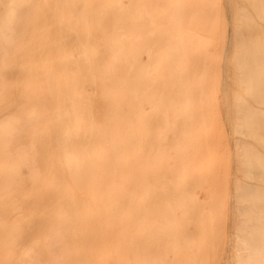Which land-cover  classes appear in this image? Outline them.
<instances>
[{"label": "rangeland", "instance_id": "1", "mask_svg": "<svg viewBox=\"0 0 264 264\" xmlns=\"http://www.w3.org/2000/svg\"><path fill=\"white\" fill-rule=\"evenodd\" d=\"M250 1L251 0H231L226 2L228 6H224L221 0H216L215 5H210L209 8L203 11V13L200 15L198 22L199 24L195 22L197 24H195L194 29H198H195L194 36L200 41V51L194 58V64L197 63L198 66L196 64L195 66H193V75L195 74V77H192V88L190 87L188 89L189 91L191 90V100L188 104L184 103L185 107L183 106L184 104L182 102L177 101L178 103L175 102L176 104L170 102L172 106L171 104L167 105L169 106L167 108V106L164 104V99L163 102H157L156 97L154 99L152 98L155 95L153 94L152 96V93H155V88H153V86H150L146 91V95L148 96L147 103L136 102L137 104L135 103V108H133L135 112L126 114L125 118L122 120L123 123H116L111 119H105V121H107L105 122L107 126L105 125L100 130L98 129L100 122L101 124H103V122L101 121V117L107 115L106 111L108 110V108H105L106 106L103 107L104 105H102L101 103H97V105L95 103V111L97 110L95 114H99V116L101 117L94 118L95 122L98 121L99 123H95L93 119L92 123L96 124L95 128L93 129L94 134L93 131H89V134L83 135L82 138L75 139V141H84L86 143L85 150L87 151L96 152L97 148L95 147L98 146L101 147V149L98 148V151L100 153L104 152L106 157L108 156L113 158L115 156L113 159L111 158V161L107 157V164H114V162L116 163L117 158H121L122 160L119 161V163L131 167H139L147 164L148 166H150V164L151 166H156L158 164V172L164 170V173L160 172L158 173V175L155 174L147 183L144 182L142 178L133 179L134 181L130 179L129 181H124V183L111 182L103 186V188L105 189L104 191H106L107 195L105 194L104 196H99L96 198H94L90 192L82 193V190L73 193V190H71V187L69 185H65V192L61 190L59 185H55L52 192L49 191L48 193H46L43 199V206H45L46 210L49 209V212L42 211L41 213H34L29 219L30 229H23L22 231H18L17 245L15 247L18 264H101L102 262V264H118V262L119 264H142L143 260L145 262L143 264H237L241 260L245 259L246 251H244L243 245L242 243L240 244L241 241H239L241 233L237 232L239 226L245 225L247 231H254L257 234H261L264 232V219L258 212V208H260L261 206L251 201L250 199L245 200L242 197L241 192L240 195L238 194L239 191L243 190L244 188H254L260 194H264V161L262 160L264 159V77H258L260 73L262 76V73L264 72V50H262L264 49V3H262L264 1ZM260 4L262 5L260 6ZM42 6L38 8V5H0V165L5 164L13 166L14 164V166H22L21 164H23L24 167L36 166L44 170L47 168V166H49V164L55 166L64 164V162L60 160L62 156L58 158L57 152L54 149H51L52 146L49 145V143L51 144L50 140L52 139L48 130L49 128L46 127V111L50 104L47 103V101L50 98L48 89L49 70H46V68L48 67H46L47 42L45 40L47 39V21L45 22L44 19L47 20L48 13L46 5ZM103 8L100 11H104ZM150 8L152 7L144 8V17L141 16L140 18V20L144 24V28H147L148 23L149 25H151L152 21L154 23H157L158 21L156 18L157 14H155L157 13V8ZM243 8L247 9L244 10ZM81 9L82 8L80 7L75 8V13L78 12L76 14H79V17H83V14L84 17L86 16L87 18H89L86 15L89 12V8L87 7L88 10ZM96 9L97 8H95L94 10ZM104 9V13H107L109 11L106 8ZM115 9L118 12H122L119 11L120 9ZM115 9L113 8V11ZM68 10L72 9H59V11ZM128 10L129 9H125V11ZM80 11L82 13H80ZM84 11H86V14H84ZM100 11L98 12L101 13ZM95 12L97 13V16H100L97 10ZM128 12H131V10ZM153 12L154 15H151L153 14ZM221 12H223L224 15H222L223 13L221 14ZM240 12L242 13L240 14ZM113 13L114 12L110 14L113 15ZM107 14L105 18L108 20L110 14L108 17ZM116 14H114L115 17H117L120 13L117 16ZM90 15L92 14H89V16ZM120 15H122V13ZM237 15L240 16L238 17ZM260 15L262 16V18ZM115 17L111 21H114ZM145 17L148 19H146ZM241 17L243 20L241 19ZM92 18L95 19L94 16H92ZM92 18L90 17L86 20L92 21ZM120 18L117 20L127 23V25L125 23V25L123 24L124 26L121 25L122 30L123 27H125V29L127 28L128 30V22H131V18L128 20H126L124 17V20H121L122 18ZM95 21L96 20H94V22ZM109 21H106L105 23H109ZM101 22L104 21L102 20ZM121 22H116L114 23V25L117 26V24H120ZM112 23L109 24L111 26V31L109 30V32L113 33L112 28L115 29L117 27L111 25ZM250 23H255V26L257 28H255V26L253 24L251 25ZM102 24L103 23H101L100 26H98L97 24L95 27L100 28ZM152 26L156 27V25ZM238 26H240L243 31H240L241 29H239ZM250 26L252 28L251 33H253V31L258 32L257 29L260 28V34L256 32V34H258V38L257 35L255 36L256 38L252 37L253 34L252 36H248V34L250 33V30L248 31ZM200 27L204 28L205 30L201 29ZM246 27L248 28L247 31ZM261 27L263 28V30ZM148 28L150 27L148 26ZM143 29L138 28V32L143 31ZM117 30L118 29H116L115 31ZM157 30L155 28L152 29V32L143 31L145 32V34L142 32L141 33L146 37L147 35L148 37H153V34L155 33V37L158 35L156 34L158 33ZM237 30L242 33L240 34ZM246 33H248L247 36L252 40L250 38L245 39L243 37V35L245 36ZM95 34L101 35L98 32L94 33L93 35L95 36ZM235 34L238 35V37L240 36V38L243 37L244 39H240L239 41ZM260 35H262L263 37ZM226 36L228 40L226 39ZM201 37L202 39L204 37L206 38L203 39V43L201 42ZM222 37H224L223 40ZM233 38L234 40L238 39V43H236ZM255 39L256 41H254ZM206 40L207 42H205ZM241 40H247V42H244L246 45L248 42L250 43L253 41L251 43L252 47L249 44L247 46L242 45L244 43ZM221 42L223 45L221 44ZM201 43H205V45L202 46ZM253 43L255 44V46H257V49H253L255 47ZM204 46L205 49H203ZM226 46L228 49L226 48ZM238 46L240 48L243 47L244 50H246L243 51L240 48L238 49ZM222 49L225 52L226 49L229 51H227V53L225 54ZM258 49L260 52L257 51ZM250 50L251 53L249 52ZM236 52L239 53V55L242 57L246 56L243 59L244 63H246L245 66L243 64L238 66V64H241L239 62H241L242 60H238L240 59V57ZM221 54H224V56ZM246 54L248 55V58ZM250 54H252L253 57H251ZM250 57L254 60H251ZM255 63H258L257 66H260V68H257ZM199 65L201 67H199ZM251 65L253 67H251ZM225 66L227 67V69L225 68ZM242 66L243 69H248L249 67V70H245L246 73L249 74V81L247 80L248 82L245 80L242 81L243 79H245V77H248L245 73V76H243V72H241L240 69V67ZM197 67L199 68V70H195V68L197 69ZM253 68H256L258 72L255 73V69ZM237 69L240 72H238ZM222 70L224 71V73H226L224 74ZM259 70H261L260 73ZM248 71L250 72L248 73ZM195 72L198 74H196ZM239 73L241 74L240 77ZM234 76L237 77V80H235ZM252 76H254V78L256 79H254L255 81H252L253 78L252 80H250ZM239 78H241L240 81ZM257 78H262L261 82L260 80H257ZM250 81H252L251 83L253 85L249 83ZM221 82H223L224 85H222L223 83ZM244 82H247L254 87L249 89L250 87H248L247 84L245 86L244 84H241ZM258 83H261L259 84L261 86H259ZM238 85H240L241 88L244 87V89L240 88V90ZM221 86L223 87V89H221ZM224 86H227V88L229 89L227 90ZM230 87H232V90H230ZM89 88L92 93L95 92L94 86H90ZM151 89L153 90V92ZM214 89H216L215 93L217 92L215 95ZM218 90H220V92H218ZM221 92L222 94H220ZM226 92H228L229 95ZM255 93L258 94V97L255 96ZM223 94L225 96H223ZM226 94L229 97L226 96ZM246 94H250L253 99L250 97V95L247 97ZM243 95L246 97L244 100ZM209 96H211V100ZM214 97L216 98V100L214 99ZM226 97L229 98V100ZM238 97L243 100L241 101V103H239V100L237 99ZM247 101H249L250 103H247ZM167 102L166 104H169V102ZM99 104L100 107L105 110V112L104 110H101V113L98 111L100 108L98 106ZM177 104H180L182 106L181 110L178 109L180 112L177 110V108H173L178 106ZM243 104H245L246 106H244ZM180 105L178 106L179 108ZM170 106L172 107L175 114H173L172 111L170 112ZM120 109L123 110L124 106L122 105ZM237 109L239 110L238 113ZM248 110L250 112H248ZM253 110H255V115L253 114ZM176 111L178 112L176 113ZM181 111L182 113H185L178 115L179 113H181ZM239 112L240 116L238 115ZM247 112L249 115L247 114ZM244 114L245 116L248 115V119L251 116V122L246 121L247 118L243 116ZM256 116L260 117L258 118V120H260L259 123L257 119H254L256 118ZM183 117H186V120H183ZM170 118H176L177 120H179L178 125H180L181 127L177 128L180 132L177 131L178 133L176 135H181L183 132L195 134L193 137H190L191 135L188 138L185 137L187 141L183 140V142L187 143L182 145L183 150L181 146V149H179L177 143L180 141L182 142L181 139L184 138L175 137V133L177 130L176 127L178 125L176 126V123L173 124V120H171ZM241 119H243V121ZM102 120H104L103 117ZM254 120L257 122V124ZM180 121L183 122L185 126H183ZM174 122L177 121L175 120ZM240 122L243 127L239 125ZM248 122H250L249 124L253 123V125H248L249 127H246L250 130L244 128V124H248ZM62 123L72 125V123L69 121H62ZM160 124V130H162L160 132L164 133H162V138H159L158 135ZM236 124L239 126L237 127ZM261 130L263 133L261 132ZM242 131L243 133H241ZM99 133L103 134L102 138H100ZM245 133L247 136L244 135ZM258 133L262 134L259 135ZM93 135L95 139H93ZM260 136H262V138ZM141 137H143V139ZM118 140L122 142H119ZM257 141L259 143H257ZM123 142L125 145L127 143L128 144L125 146L123 145ZM90 143L91 146H89ZM244 144L247 147L244 146ZM113 145L116 147H113ZM108 147L111 148L107 149ZM151 148H153L154 150ZM160 148H162V150ZM67 149H72V147L69 146V148ZM52 150H54L56 153H54ZM132 150L134 151L132 152ZM159 150H161L162 152L161 156ZM179 150L181 151L179 152ZM110 151L115 155L111 154ZM246 151H248V154L246 153ZM142 152H144V154ZM243 152H245L246 154ZM60 154L66 155V153L62 152ZM131 154H133V156ZM46 155H48V157ZM54 155H56V157ZM252 155L254 156V159ZM45 156L47 157V160ZM87 156L88 155L85 153V157ZM246 156H248V158L250 157V160ZM98 157L99 154H95V158H88L87 163L99 164ZM157 157L158 160H156ZM244 157L246 158L244 159ZM256 158L258 159V161ZM43 159L45 160V164ZM58 160H60V162ZM252 160L254 161L252 162ZM146 161H149L151 163L149 164ZM184 161L186 162V164L183 163ZM248 161H251L252 163ZM130 163L132 165H129ZM250 164L253 165L250 166ZM176 167L178 171L175 170ZM186 170H188L189 172L187 173ZM180 174H182L183 176L181 175L180 177ZM252 176L254 178H251ZM255 178L257 180H255ZM152 179L154 180L153 183H155V186L152 185ZM165 180L167 181V184ZM158 182H160V185H158ZM150 183L152 184L150 185ZM165 186L168 187L165 188ZM82 187L86 188L87 186L83 185ZM114 187L116 188V190L113 189ZM110 190H112V192H110ZM82 194L84 195V197ZM112 197L115 199H113ZM175 197V200L178 202L173 200ZM103 198H105L106 201ZM121 199H123L122 202H120ZM77 201L79 202V204ZM171 201L173 203H171ZM83 203L85 204V206H83ZM174 204H176L175 207ZM103 208L106 210H104ZM241 209L244 213L246 212L245 210L251 213H249L250 220L248 222H245L246 217ZM116 210L118 212H116ZM79 211L81 213H79ZM153 213L156 215H154ZM254 213H256L258 216ZM252 218H254L255 220ZM60 220H62L63 222ZM176 221L178 223H176ZM147 223H149L150 226ZM161 223L163 225H161ZM119 224L121 228H118ZM152 224H154L153 227ZM157 224L160 226H158ZM143 225L144 227L146 226V230L143 229ZM120 233L121 235H119ZM102 236H104L103 239ZM142 236L144 239L142 238ZM99 237L100 240L102 239L101 241L97 239ZM135 238L137 239V241L135 240ZM139 238H141V240H139ZM49 239L51 242L49 241ZM53 239L56 242H54ZM135 241L138 243L136 244ZM103 242L104 244H102ZM125 243L127 244L125 246H122ZM139 244H141V248H139ZM143 246L145 247V251L143 250ZM117 247L120 248V250H122L123 252L120 250L118 251ZM19 251L22 252L19 253ZM146 252L148 254H153L148 255ZM26 254H28L29 256ZM118 255L119 257H117ZM129 257L130 261L133 260L132 262L129 261ZM122 259L124 260V263L122 262ZM3 264L12 263L5 262Z\"/></svg>", "mask_w": 264, "mask_h": 264}, {"label": "bare ground", "instance_id": "2", "mask_svg": "<svg viewBox=\"0 0 264 264\" xmlns=\"http://www.w3.org/2000/svg\"><path fill=\"white\" fill-rule=\"evenodd\" d=\"M221 1H222V4H224V6L225 5L228 6V4H226V2L227 1H231V0H221ZM260 1H262V0H260ZM215 2H216V0H0V5H36V6L38 5V8H40V6H42V5H46V7H47L48 17H47V20L46 19H44V20H45V22L47 21V23H46L47 24V26H46L47 27V39H45V40L47 42V46H46V55H47L46 56V59H47L46 60V62H47L46 63V67L47 66L48 67L46 68V70L47 69L49 70L48 89H49V98H50L48 100L50 102L47 101V103H50V104H49V107L47 108V111L45 109V111L47 112V114H46L47 126L46 127L49 128L48 130L50 132L51 139H52V140L49 139L51 141V144L49 143V145L52 146V147L50 146L51 149H54L57 152L58 158H60V156H62L60 158V160L62 162H64L63 165H59V166H55V165H50L49 164V166H47V168L44 169V170H42L41 168L36 167V166L24 167L23 164H21L22 166H17V165L14 166V164H13V166L5 165V164H1L0 165V264H3L5 262H8V263L10 262L12 264H18L16 253H15V247L17 245L18 231H22L23 229L24 230H29L30 229L29 219L34 213H37V212L41 213L42 211L47 212L49 210V209L46 210L45 206H43V199H44V197H45L44 195L46 193H48L49 191L52 192L53 187L55 185H59L61 190L64 191V192L66 191L65 190V185H69L71 187V190H73V193H75V192H77L79 190H82V193H89L90 192L92 194V196L94 198H96V197H99V196H104L106 194V191H104L105 189L103 188V186L107 185V184H109L111 182L124 183V181H129L130 179L133 180V179H137V178L138 179L142 178V180L147 183V182L150 181V178L153 177L155 174L158 175V173H160V172L164 173V170L158 172V169H159L157 167L158 164L156 166H151V164H150L151 162H149V161L148 162L146 161V162L149 163L150 166H148V164H147V165L139 166V167L138 166H132L131 167V166L119 163V161H121L122 159L121 158H117L116 159V163L114 162V164H107V161H108L107 159L109 158L110 161H111L112 157H108L107 156L108 157L107 158L105 156L104 152H103L104 154L102 152L100 153L98 151V148L101 149V147H98V146L95 147V148H97V150H96V152L92 151L93 152L92 153L91 151L85 150L86 149L85 148L86 143L84 141H82V140L75 141V139L82 138L83 135L89 134V131H93V134H94V130L93 129L95 128L96 124L92 123L93 119L97 118V117L98 118L101 117V116H99V114H95V112H97V110L95 111L96 108L94 107L95 103H96V105H97V103H101L102 105H104L103 107L106 106L105 108H108V110L106 111L107 115L106 116H102L104 120H102V117H101V121L103 122V124H101V122H100V124L98 126L99 128L97 127L99 130L106 125L105 122H107V121H105V119H111V120H113L116 123L117 122L123 123L122 120L125 118L126 114H128L130 112H133V113L135 112L133 110V108H135L134 106H135L136 102L147 103L148 96L146 95V91H147V88H149L150 86H153V88H155V93H152V96H153V94H155V95L152 98L154 99L156 97L157 102H161V101L163 102V99H164V102H165L164 104L166 106L170 105L171 104L170 102L175 103L177 101L182 102L183 104L184 103L188 104L190 102V100H191V97H190V94H191L190 91L191 90L189 91L188 89L192 85V77L193 76L195 77V74L193 75V66H195V64L198 66L197 63L194 64V58L200 51V41L197 38H195V36H194L195 29H198V28L194 29V26H195V24H197L199 22V17L203 13V11L207 10L210 5H215ZM262 3H264V2H262ZM261 5L262 4H260V6ZM79 7L82 8L81 10H86L87 7L89 8V10L87 9L89 11L88 14L85 13L86 11H84V14H86L89 18L90 17L92 18V16H94L95 19L92 18V21L94 22V20H96L95 21L96 23L94 22L95 25H94V23L92 21L86 20V19H89V18H87L86 16L84 17L83 14H82L83 17H79L78 16L79 14L78 15L76 14L78 12L75 13V8H79ZM94 7L97 8L96 9L97 12L100 11L104 7L107 10H109L107 12L108 14L104 13L105 9L103 8L104 11H100L101 13L98 12V14L100 16H97V13L95 12L96 10H94L95 9ZM149 7H152V8L156 7L157 8V13H155V14H157L156 18H157L158 21H157V23H154L152 21L151 25H149V23H148V26L150 28H148V26H147L148 29L145 27L147 29L146 30L143 27L144 24L142 23L140 18L144 14L143 9L144 8H149ZM62 8H67V9H72V10L59 11V9H62ZM113 8L114 9L117 8V10L120 9L119 11H122V12H118V11H116V9L113 11ZM121 8H122V10H121ZM152 8H150V9H152ZM125 9H129L128 11L131 10V12L125 11ZM231 9H233V8H231ZM243 9L245 10L247 8H243ZM91 10L96 15L94 13H92ZM111 10H112V12H114L113 15L110 14V13H112ZM229 10H230V8H229ZM229 10H227V11H229ZM123 12H124V15H127V16H124ZM127 12H128V14H127ZM80 13H82V12L80 11ZM116 13H118V14L122 13V15H120V14L118 15ZM222 13L223 12H221V14ZM241 13L242 12H240V14ZM89 14H92V15L89 16ZM106 14H107V17L109 16V14L111 16V17L110 16L108 17L109 18L108 20L105 18ZM114 14H116V16L117 15L118 16L115 17ZM151 15H154V12ZM222 15H224V13ZM244 15H246V14H244ZM112 16L115 17L114 21H111L114 18ZM123 17L126 20L131 18L130 19L131 22H128V25H129V29L128 30H127V28L125 29V27H123V30H122V27H121V25L124 26L125 24L127 25V23L121 22L120 20H117L119 18L121 20H124ZM242 17H243V15H242ZM242 17H241V19H242ZM261 18H262V16H261ZM97 19H99L100 21L97 20ZM146 19H148V18H146ZM102 20L104 22H101ZM115 20H116V22H121L122 24L118 23L117 26L114 25V23H116ZM238 20H239V18H238ZM106 21L107 22L109 21V23H105ZM244 21H246V20H244ZM263 21H264V18H263ZM195 22H197V23H195ZM101 23L105 24V25L102 24V26H104V27H102V26L100 28L95 27L97 24H98V26H100ZM110 23H112L111 25H114L115 27H117L115 29L112 28L113 33L109 32L110 27H111L109 25ZM261 23H263V22H261ZM152 25H156V27L152 26ZM253 25L255 26V23ZM230 26H228V27H230ZM236 26H234V27H236ZM198 27H199V25H198ZM247 27H248V24H247ZM247 27H246V31L248 29ZM138 28L143 29V31H145V32H147V31L148 32H150V31L152 32V29L156 28V30L158 29L157 30L158 33H156L158 35L154 37V35H155V33H154L153 37H151V36L148 37V35L146 37V36L142 35V33L145 34V32H143V31H141L142 33L138 32ZM238 28L241 29L240 31H243L240 26H238ZM255 28H257V27L255 26ZM263 28H262V30H263ZM116 29H118V30L115 31ZM124 29H125V31H124ZM201 29L205 30L204 28H201ZM259 29L260 28L257 29L258 30V32L256 31L257 33H259L261 31V30L259 31ZM230 30H231V28H230ZM251 30H252V28L250 26V28L248 29V31L250 33L248 32L249 34L246 33L245 36L243 35V37L245 39L250 38L248 36H252V34H253L252 37H255L257 35V38H258V34H256L255 31H253V33H251ZM254 30H256V29H254ZM96 31L98 33H100L101 35L95 34V36H94L93 34L97 33ZM123 31H124V33H123ZM153 32H154V30H153ZM247 34H248V36H247ZM260 36H262V35H260ZM263 36H264V34H263ZM198 37H200V36H198ZM236 37L239 39V41H240V39H244L243 37L242 38H240V36L238 37V35H236ZM223 38L224 37H222V40H223ZM201 39H202V37H201ZM203 39L201 40L202 43L204 42ZM226 39H227V36H226ZM233 40H234V38H233ZM237 40H234V41L236 43H238ZM254 41H256V39ZM205 42H207V40ZM242 42L243 43L247 42V40L246 41L243 40ZM252 42H250V43L248 42L247 45L248 44L251 45ZM223 43H224V41H223ZM221 44H222V42H221ZM203 45H205V43L202 44V46ZM226 45H228V44H226ZM242 45L247 46L245 43L242 44ZM263 45H264V43H263ZM239 46H238V49L240 48ZM254 46H255V44H254ZM251 47H252V45H251ZM226 48H227V46H226ZM248 48H249V46H248ZM255 48L257 49V46H255L253 49H255ZM203 49H205V46L203 47ZM227 49H226V52L223 50V52H225V54L227 53V51H229ZM240 49H242L243 51L246 50V49L244 50L243 47L240 48ZM262 50H264V49H262ZM257 51H259V49ZM249 52L251 53V50ZM237 54L239 55V53H237ZM221 55L224 56V54H221ZM233 55H234V52H233ZM248 55H247V58H248ZM250 55H251V57H253L252 54H250ZM219 56H220V54H219ZM239 57H240V59H238V60L239 61L242 60V61L239 62L241 64H238V66H240L242 64L245 66L246 63H244L243 59L246 56L242 57V56L239 55ZM241 57H242V59H241ZM254 57H255V55H254ZM251 60H254V59L251 58ZM228 62H229V60H228ZM255 62H258V61H255ZM223 63H224V61H223ZM252 63H254V62H252ZM213 64H214V62H213ZM252 65H251V67H253ZM255 65L257 66L258 63L257 64L255 63ZM226 66H225V68L227 69ZM199 67H201V66L199 65ZM257 68H260V66L259 67L257 66ZM240 69H241V72H243V76H245V74H247L246 71L249 70V67H248V69H246V68L243 69V66H242V67H240ZM253 69H255L254 70L255 73L258 72V70H256V68H253ZM261 69H262V67H261ZM195 70H199V68L197 67V69L195 68ZM237 71L240 72L238 69H237ZM250 71H252V70H250ZM250 71H248V73ZM260 71L261 70H259V73H260ZM46 73H47V71H46ZM223 73H224V71H223ZM223 73H222V76H223ZM196 74H198V73H196ZM251 74H252V72H251ZM263 74H264V72L262 73V76H261V73H260L258 75V77H262L263 78L264 77ZM240 75L241 74L239 73V77H240ZM254 75H256V74H254ZM235 76H234V78H235V80H237V77H235ZM246 76H248V77H245V79H243L242 81H244V80L247 81L249 79V74H247ZM252 78H253V80H252ZM262 78H257V80H260V82H261ZM240 79L241 78H239V81H240ZM254 79H255L254 76H252L250 80L255 81L256 79L255 80ZM252 81H250L249 83H251ZM247 82L246 83L244 82V83H241V84H244V86L247 84L248 87H250L249 89L254 87V86H251V85H253L252 83L250 85ZM221 83H223V82H221ZM154 84H155V86H154ZM259 84H261V83H258V85ZM222 85H224V83ZM240 85H238L239 89L241 88ZM90 86H94V88H95V92L94 93H92L90 91V88H89ZM255 86H257V85H255ZM259 86H261V85H259ZM224 87H226L227 90L229 89V88H227V86H224ZM199 88H201V87H199ZM221 89H223V87ZM241 89H244V87L241 88ZM249 89H247V90H249ZM230 90H232V87H230ZM215 91H216V89H214V95L217 93V92L215 93ZM152 92H153V90H152ZM218 92H220V90H218ZM222 92L220 94H222ZM241 92H243V91H241ZM261 92H263V91H261ZM226 93L228 94V92H226ZM244 93H245V90H244ZM227 94H226V96L229 95V94L228 95ZM255 94L254 95L256 97H258V94L257 93H255ZM249 95H247V97ZM223 96H225V95L223 94ZM218 97H220V96H218ZM250 97H251V95H250ZM46 98H48V97H46ZM209 98L211 100V96H209ZM226 98H225V101H226ZM245 98L246 97L244 96L243 100ZM251 98L253 99V97H251ZM214 99L216 100L215 97H214ZM227 99L229 100V98H227ZM237 99L239 100V103H241V101H243L239 97ZM259 99H260V97H259ZM238 100H236V101H238ZM167 101L169 102V104H166ZM248 102L249 101H247V103ZM239 103H237V104H239ZM244 103H246V102H244ZM122 105L124 106L123 110L120 109V107ZM243 105L246 106L245 104H243ZM98 106L100 107V104ZM171 106H172V104H171ZM171 106H170L169 109H170V112L171 111L173 112V109H172ZM178 106L173 107V108H177V110L178 109L181 110L182 106L180 105V108ZM183 106L185 107V104ZM168 107L169 106H167V108ZM247 107H248V104H247ZM101 110H104V109L100 107L98 111L100 112ZM178 111H176V113ZM238 111L239 110L237 109V113H238ZM253 111H254L253 114L255 115V110H253ZM104 112H105V110H104ZM248 112H250V111L248 110ZM248 112H247V114H248ZM184 113L185 112L182 113V111H181V113H179L178 115H181V114H184ZM188 113H189V111H188ZM261 113H262V111H261ZM173 114H175V113L173 112ZM100 115H103V114H100ZM238 115L240 116V112H239ZM248 115L247 116H245V114L243 115V116H245V118H247L246 121H250L251 120V116L248 119ZM138 117H139V114H138ZM253 117H255V116H253ZM126 118H127V116H126ZM239 118H241V117H239ZM258 118H260V117L256 116V118H254V119L258 120ZM174 119L177 122H174L175 121ZM184 119L186 120V117H183V120ZM243 119H241V120L243 121ZM171 120H173V124L176 123V126L178 125V121L179 120H177L176 118H173ZM62 121H65V122L69 121V122L72 123V125H67V123L64 124V123H62ZM94 122H95V119H94ZM96 122L99 123L98 121H96ZM141 122H142V120H141ZM241 122H240V124L239 123L238 124L241 125ZM250 122H248V124H244V128L249 127L248 125H253V123L249 124ZM259 122H260V120H258V123ZM181 123L183 124V122H181ZM255 123L257 124L256 121H255ZM131 124H133V123H131ZM161 124H160V127H159V132L157 131L158 135H159V138L160 137L162 138V136H163L162 135L163 132H160V131H162V130H160L161 129ZM186 124H187V122H186ZM239 125H237V127ZM183 126H185V124H183ZM241 126L243 127V125H241ZM179 127H181V126L178 125L176 127V129L179 128ZM263 128H264V125H263ZM247 130H250V129L248 128ZM177 131H179V130L178 129L176 130L175 137L176 138L177 137L178 138L179 137L184 138V139H181L182 142L180 141V142L177 143L178 146H179V149H181L182 145L187 143V142H183V140H186L185 137L188 138L190 135H191L190 137H193L195 134L183 132L181 135H176L178 133ZM261 132H262V130H261ZM241 133H243V131ZM248 133H249V131H248ZM262 133H260V134L258 133V134L261 135ZM154 134H155V132H154ZM244 135H246V133ZM99 136H100V138H102L103 134L99 133ZM119 136H121V135H119ZM260 137L262 138V136H260ZM141 138L143 139V137H141ZM93 139H95L94 135H93ZM94 142H95V140H94ZM119 142H122V141H119ZM242 143H243V141H242ZM257 143H259V142L257 141ZM101 144H103V143H101ZM245 144H244V146H246ZM123 145H125L124 142H123ZM160 145H161V143H160ZM163 145H164V143H163ZM69 146H71L72 149H67V148H69ZM89 146H91V143H90ZM180 146H181V148H180ZM113 147H116V146L113 145ZM117 147H118V145H117ZM109 148H111V147H108L107 149H109ZM142 148H143V146H142ZM162 148H160V149L162 150ZM242 148H243V146H242ZM151 149H153V148H151ZM245 149H247V148H245ZM54 150H52V151L54 153H56ZM161 150H159L160 156L162 155L161 154L162 153ZM182 150H183V148H182ZM58 151H60V152H58ZM111 151H110V153H111ZM133 151L134 150H132V152ZM143 151H144V149H143ZM180 151L181 150H179V152ZM253 151H254V149H253ZM61 152L62 153H66V155H63V154L61 155L60 154ZM85 153L88 155L87 157H85ZM142 153L144 154V152H142ZM243 153H245V152H243ZM246 153L248 154V151H246ZM95 154H99V157H98L99 158V161H98L99 164L87 163L88 158H91V157L95 158ZM106 154H109V153H106ZM111 154H114V153H111ZM48 155H46V156L48 157ZM131 155L133 156V154H131ZM54 156L56 157V155H54ZM248 156H246V157L248 158ZM47 157H46V160H47ZM246 157H244V159ZM152 158H154V157H152ZM253 159H254V156H253ZM60 160H58V161L60 162ZM156 160H158V157H157ZM262 160L264 161V159H262ZM128 161H130V160H128ZM128 161H126V162H128ZM163 161H165V160H163ZM185 161L183 162L184 164H186ZM253 161L254 160H252V162ZM257 161H258V159H257ZM51 162H53V161H51ZM248 162H251V161H248ZM131 163H132V161H131ZM131 163L129 165H132ZM44 164H45V160H44ZM247 165H248V163H247ZM251 165H253V164H250V166ZM245 167H246V165H245ZM175 170L178 171L177 167H176ZM186 171H187V173L189 172L188 170H186ZM181 175L182 174H180V177H181ZM249 175H250V173H249ZM259 175H261V174H259ZM160 176H161V174H160ZM186 176H187V174H186ZM133 177H135V178H133ZM251 178H254V177L252 176ZM263 179H264V177H263ZM255 180H257V179L255 178ZM153 181L154 180L152 179V183H153ZM160 182H158L159 183L158 185H160ZM177 182H179V181H177ZM152 183H150V185ZM154 184L155 183H153L152 185H154ZM166 184H167V181H166ZM83 185H86L87 187L83 188L82 187ZM124 185H126V184H124ZM115 187L113 188L114 190H116ZM167 187L165 186V188H167ZM110 192H112V190H110ZM240 192L242 193V197L245 200L250 199L251 201H253L256 204H259L261 206L260 208H258L259 211L258 210L257 211L259 212V214L264 219V194L263 195L260 194L254 188H244L243 190L239 191V193H238L239 195H240ZM168 194H169V192H168ZM118 195H119V193H118ZM120 196H123V195H120ZM83 197H84V195H83ZM103 199L105 200V198H103ZM113 199H115V198H113ZM175 199H176V197L173 200H175ZM83 201H84V199H83ZM122 201H123V199H121L120 202H122ZM120 202H119V204H120ZM176 202H178V201H176ZM237 202H239V201H237ZM171 203H173V202L171 201ZM78 204H79V202H78ZM121 205H123V204H121ZM175 205L176 204H174V207H175ZM83 206H85V204ZM139 206H141V205H139ZM139 206H138V208H139ZM75 207H76V205H75ZM137 209H136V211H137ZM104 210H106V209H104ZM139 210H141V209H139ZM241 211H242V209H241ZM245 211H246L245 213L243 211L242 212H243V214L246 217V221L245 222H248L250 220V217H249V213L250 212H247V210H245ZM116 212H118V211L116 210ZM116 212H115V215H116ZM79 213H81V212L79 211ZM138 214H141V213H138ZM254 214H256V213H254ZM154 215H156V214H154ZM173 215H174V213H173ZM65 216H67V215H65ZM139 216H141V215H139ZM123 219H124V217H123ZM252 219H254V218H252ZM256 220H257V218H256ZM60 221H62V220H60ZM245 222H244V224H245ZM97 223H99V222H97ZM176 223H178V222L176 221ZM147 224L149 225V223H147ZM144 225H143V227H144ZM153 225L154 224H152V227H153ZM161 225H163V224L161 223ZM116 226H118V225H116ZM158 226H160V225H158ZM166 226H168V225H166ZM145 227L143 229L146 230ZM118 228H121L120 224H119ZM141 228H142V225H141ZM237 228H235V229H237ZM148 229H151V228H148ZM96 230H97V228H96ZM139 231H141V230H139ZM97 232H98V230H97ZM237 232L241 233V237L239 238L240 239L239 241H241L240 244L242 243L243 249H244V251H246V257H245L246 260L243 259L237 264H264V232L261 233V234H257L254 231L253 232H249V231L246 230L245 225L239 226ZM148 233H149V231H148ZM119 235H121V233ZM135 236H136V234H135ZM103 237L104 236H102V239H103ZM131 237H134V236H131ZM45 238H47V237H45ZM136 238H135V240L137 241ZM142 238H143V236H142ZM146 238H148V237H146ZM50 239H49V241H50ZM97 239H99V241L102 240V239L100 240V237L97 238ZM104 239H106V238H104ZM110 239H111V237H110ZM139 240H141V238H139ZM119 241H120V239H119ZM54 242H56V241L54 240ZM127 243H125L122 246H125ZM137 243L138 242H136V244ZM99 244H100V242H99ZM102 244H104V242ZM168 245H170V244H168ZM66 246H67V243H66ZM128 246H129V244H128ZM138 246H139V248L142 247L141 244H139ZM138 246H137V251H138ZM121 248H123V247H121ZM53 250H54V248H53ZM103 250H104V248H103ZM117 250L119 251L120 248L117 247ZM143 250L145 251V247L143 248ZM165 250H166V248H165ZM167 250H168V248H167ZM177 250H178V246H177ZM183 250H184V248H183ZM240 250H241V247H240ZM120 251H122V250H120ZM21 252L22 251H19V253H21ZM28 252H29V250H28ZM149 254H153V253H149ZM26 255H28V254H26ZM131 256H132V254H131ZM237 256H239V255H237ZM117 257H119V255ZM52 258H53V256H52ZM128 259L130 261V257ZM189 259H190V257H189ZM132 261L133 260H131L130 262H132ZM181 261H182V259H181ZM122 262L124 263V260ZM236 262H238V261H236ZM139 263H141V262H139ZM143 263H145L144 260H143ZM173 263H174V261H173ZM118 264H119V262H118Z\"/></svg>", "mask_w": 264, "mask_h": 264}]
</instances>
